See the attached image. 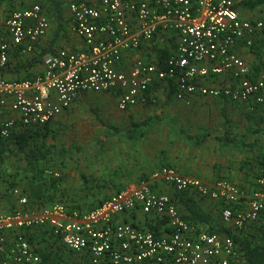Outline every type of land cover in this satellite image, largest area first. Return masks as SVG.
<instances>
[{
  "label": "built area",
  "instance_id": "obj_1",
  "mask_svg": "<svg viewBox=\"0 0 264 264\" xmlns=\"http://www.w3.org/2000/svg\"><path fill=\"white\" fill-rule=\"evenodd\" d=\"M237 4V0H72L71 31L83 40L86 51L60 49L41 74L21 81L0 79V112L17 115L16 120L0 123V135L8 137L17 126L44 127L88 92H116L119 110L126 111L146 101L154 81H173L180 100L224 97L264 104V75L252 79L248 63L238 54V47L250 48L255 39H264V20L243 19ZM48 29L40 4L0 17V66L7 63L12 47L25 45L32 52ZM165 45L170 51L163 57L157 48ZM144 46L146 58L134 57L127 70L120 68ZM215 78L226 83L214 85ZM157 182L203 199L246 205L247 210L235 215L229 208L221 212L223 221L239 230L249 223H264V178L257 182L259 189L245 196L226 180L208 183L163 167L149 180L129 184L83 213L68 211L62 204L39 212L24 210L28 198L15 189L21 209L0 215V264H46L23 233L44 226L70 252L88 256L91 264H233L240 255L234 240L189 223L169 195L153 188ZM136 209L165 221L169 234L156 237L114 221Z\"/></svg>",
  "mask_w": 264,
  "mask_h": 264
},
{
  "label": "crops",
  "instance_id": "obj_2",
  "mask_svg": "<svg viewBox=\"0 0 264 264\" xmlns=\"http://www.w3.org/2000/svg\"><path fill=\"white\" fill-rule=\"evenodd\" d=\"M71 2L72 0H0V17L40 4L49 22L46 35L38 41L32 52H27L25 45L9 50L7 63L3 67L0 66V79L21 81L39 75L44 71L49 58L60 49L70 52L86 51L83 40L71 31ZM237 2L243 19L264 20V0L255 8L242 7L241 4L245 1ZM2 35L0 30V36ZM169 46L171 47L170 44ZM169 46H160L157 51L163 56L162 50L170 51ZM238 54L248 63L252 79L264 75L263 38L255 39L250 48L238 47ZM147 56L148 47L144 46L134 52L133 56H128L120 68L125 67L127 70L132 58ZM224 82L222 78L219 82L216 78L211 81L214 85ZM90 93L81 94L67 111L47 124L51 130L47 139L48 145H51L49 139L52 130L63 127L66 113L75 108L78 100ZM99 93H109L119 110L116 92ZM120 112L126 119L128 128L107 139L109 146L106 147V152L98 155L95 169L86 167L83 160L78 161L79 163L74 161L75 164L70 162L71 159H79L78 156H73L61 146H54L50 165L53 172L61 177L59 190L63 194V202L65 201L69 208L73 205H77L81 210L97 207L129 184L149 180L163 167L173 168L182 175L198 177L208 183L226 180L245 194L259 189L257 182L262 178L255 177V160L264 152V104L233 102L224 97L212 99L194 96L180 100L176 96L173 81H154L146 92L144 103ZM16 119L17 115L9 110L0 112V120ZM11 162L10 158L0 170V215L21 209L18 198L10 197L7 192V180H11L12 175L25 174L21 167L14 166ZM82 176H85V180ZM17 182L21 197H26L22 195L25 180H20L19 177ZM153 188L160 193H166L171 199L174 197L175 190L169 185L157 182ZM197 197L203 209L216 214L233 234L264 246V223H249L239 230L232 223L223 221L221 212L227 207L221 210L220 203L227 205L225 202ZM176 207L184 213L179 204H176ZM23 208L30 212L43 209L30 203ZM247 209L246 205H242L231 211L235 215ZM114 221L130 223L156 237L167 236L170 232L165 221L146 216L140 209L117 216ZM23 233L41 257L47 260L44 261L46 264L62 263L67 253L84 256L66 249L61 241L52 235L48 226L26 229ZM218 235L229 237L226 234ZM236 246L240 255L233 259V264H245L244 253L237 244ZM85 260L86 264H91L88 256Z\"/></svg>",
  "mask_w": 264,
  "mask_h": 264
},
{
  "label": "trees",
  "instance_id": "obj_3",
  "mask_svg": "<svg viewBox=\"0 0 264 264\" xmlns=\"http://www.w3.org/2000/svg\"><path fill=\"white\" fill-rule=\"evenodd\" d=\"M263 0L245 1L242 7L255 8ZM163 56L169 55L167 49L162 50ZM49 125L44 127H22L17 126L12 130L8 137L0 135V170L12 159V165L19 166L23 169L24 176L20 174L12 175L8 182L9 196H14L13 192L17 189V178L25 180L22 195L28 198V203L35 204L40 208H49L56 204H62L68 211L77 210L80 213L87 212L91 209L81 210L77 205L70 208L63 202V194L60 189L61 177L54 176L51 168V154L54 151V145H48L47 139L50 137ZM50 130V131H49ZM255 133V131H254ZM255 177H264V152L257 159ZM85 180V176H82ZM18 183V182H17ZM15 197V196H14ZM175 205L179 204L183 210L184 218L191 224L198 226L207 233L226 234L231 237L243 251L246 262L245 264H264V246L256 245L251 240L238 237L231 230L222 224L220 218L212 212L203 209L200 199L197 195L183 191H175L173 199ZM26 206V205H25ZM24 206V207H25ZM229 208L235 211L237 206L220 203L221 210ZM12 210V209H11ZM12 210L11 212H14ZM44 260V259H43ZM47 261V260H44ZM46 263V262H45Z\"/></svg>",
  "mask_w": 264,
  "mask_h": 264
},
{
  "label": "rangeland",
  "instance_id": "obj_4",
  "mask_svg": "<svg viewBox=\"0 0 264 264\" xmlns=\"http://www.w3.org/2000/svg\"><path fill=\"white\" fill-rule=\"evenodd\" d=\"M112 99L114 98L109 93L91 92L78 100L75 108L66 113L63 127L52 130L49 143L61 146L73 156H78L79 159H71L70 162L83 160L86 162V167L95 169L98 155L106 152V147L109 146L107 139L128 128L126 119L117 109L116 101ZM2 121L5 120H0V123ZM252 193L253 191L249 194L243 192L245 196H251ZM85 257L87 256H74L67 253L65 258L62 257V263L59 264H79L81 262L86 264Z\"/></svg>",
  "mask_w": 264,
  "mask_h": 264
}]
</instances>
